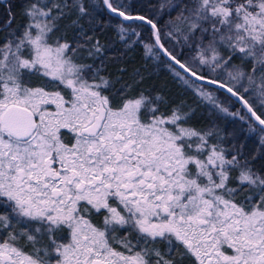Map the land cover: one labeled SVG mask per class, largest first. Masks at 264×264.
<instances>
[{
  "label": "snow or ice",
  "instance_id": "snow-or-ice-1",
  "mask_svg": "<svg viewBox=\"0 0 264 264\" xmlns=\"http://www.w3.org/2000/svg\"><path fill=\"white\" fill-rule=\"evenodd\" d=\"M102 4L126 47L142 45L264 146V0H158L151 16ZM4 12L0 264H264V167L215 125L194 126L185 104L115 89L91 34L96 0H24L15 28L12 0ZM72 16L69 41L56 33Z\"/></svg>",
  "mask_w": 264,
  "mask_h": 264
},
{
  "label": "trees",
  "instance_id": "trees-1",
  "mask_svg": "<svg viewBox=\"0 0 264 264\" xmlns=\"http://www.w3.org/2000/svg\"><path fill=\"white\" fill-rule=\"evenodd\" d=\"M12 2L16 12V20L13 23L15 28L24 23V17L20 14L24 0H12ZM125 2L130 4L134 12L151 16L156 11L154 6L157 5L158 0H125ZM96 3L98 5L97 19L100 21V25L91 34L105 46L106 55L102 57L104 60V72L102 74L110 75V78L115 82V89H121L123 85L132 84L133 92L143 89L150 95L157 93L162 95L167 101V108L181 103L185 104L186 109H194L190 121L194 126L207 128L215 125L224 137L226 146L243 145L244 154L249 158L255 157L254 167H264V146L261 145L255 134L248 132L246 120L242 121L239 116H232L200 104L192 92L186 90L182 83L174 77L165 63L145 56L142 45L137 43L132 47H126L125 43L118 39L116 31V25L120 24L121 21L104 10L102 0H96ZM4 18V2L0 0V20ZM72 19L74 16L61 20L58 31V34L65 33L69 41H73L78 33V29L71 25ZM167 19L168 16L165 15L159 20V23L163 25ZM80 23L85 28L89 27L86 20H82ZM127 26L128 22H125V27ZM2 38L3 34L0 33V39ZM130 39L134 40L135 36H131ZM167 46L171 49V45ZM183 51L185 55H188L187 49ZM85 62L93 63V60L88 59ZM235 62L239 63L240 61L236 60ZM95 63L98 64L99 61L97 60ZM121 69L124 70L121 71ZM215 94L219 101L229 108V112L238 111L241 116L245 115V110L235 98L230 97L222 90L216 91ZM252 102L250 100V103Z\"/></svg>",
  "mask_w": 264,
  "mask_h": 264
},
{
  "label": "rangeland",
  "instance_id": "rangeland-1",
  "mask_svg": "<svg viewBox=\"0 0 264 264\" xmlns=\"http://www.w3.org/2000/svg\"><path fill=\"white\" fill-rule=\"evenodd\" d=\"M56 34L59 35L58 32Z\"/></svg>",
  "mask_w": 264,
  "mask_h": 264
},
{
  "label": "water",
  "instance_id": "water-1",
  "mask_svg": "<svg viewBox=\"0 0 264 264\" xmlns=\"http://www.w3.org/2000/svg\"><path fill=\"white\" fill-rule=\"evenodd\" d=\"M2 2H4V0H1Z\"/></svg>",
  "mask_w": 264,
  "mask_h": 264
}]
</instances>
